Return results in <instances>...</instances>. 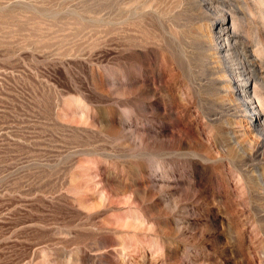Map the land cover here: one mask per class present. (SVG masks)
Returning <instances> with one entry per match:
<instances>
[{"label": "rangeland", "instance_id": "rangeland-1", "mask_svg": "<svg viewBox=\"0 0 264 264\" xmlns=\"http://www.w3.org/2000/svg\"><path fill=\"white\" fill-rule=\"evenodd\" d=\"M260 3L0 0V264H264L210 33L264 62Z\"/></svg>", "mask_w": 264, "mask_h": 264}, {"label": "bare ground", "instance_id": "bare-ground-1", "mask_svg": "<svg viewBox=\"0 0 264 264\" xmlns=\"http://www.w3.org/2000/svg\"><path fill=\"white\" fill-rule=\"evenodd\" d=\"M256 1H260V4L264 3V0ZM222 6L225 5L222 4ZM221 8H218L219 12L222 11ZM226 24L224 18L220 19L215 24L217 31L213 32V26L210 31L212 35H220L227 30L226 37L221 43L215 42L217 45H215L214 50L216 55L214 65L223 75L221 80L226 83L223 86V92L231 102L224 107V112L243 120L246 125L243 128L245 129V137H255V142L252 144V154L248 159L264 164V122L260 120V116L264 114V99L256 92L250 94L252 83L254 86H262L264 83V62L259 54H251L248 38L233 30L229 31ZM222 54L223 56H220ZM255 103L257 110L251 112V107ZM216 115L214 114V116Z\"/></svg>", "mask_w": 264, "mask_h": 264}]
</instances>
